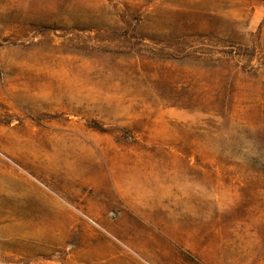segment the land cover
<instances>
[{"label":"rangeland","instance_id":"374dc122","mask_svg":"<svg viewBox=\"0 0 264 264\" xmlns=\"http://www.w3.org/2000/svg\"><path fill=\"white\" fill-rule=\"evenodd\" d=\"M0 264H264V0H0Z\"/></svg>","mask_w":264,"mask_h":264}]
</instances>
